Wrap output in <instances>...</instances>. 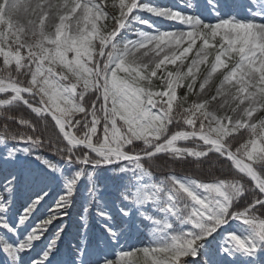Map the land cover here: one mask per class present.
Instances as JSON below:
<instances>
[{"label":"snow or ice","instance_id":"snow-or-ice-1","mask_svg":"<svg viewBox=\"0 0 264 264\" xmlns=\"http://www.w3.org/2000/svg\"><path fill=\"white\" fill-rule=\"evenodd\" d=\"M0 264H264V0H0Z\"/></svg>","mask_w":264,"mask_h":264},{"label":"rangeland","instance_id":"rangeland-1","mask_svg":"<svg viewBox=\"0 0 264 264\" xmlns=\"http://www.w3.org/2000/svg\"><path fill=\"white\" fill-rule=\"evenodd\" d=\"M161 2H163V3H170L171 0H161Z\"/></svg>","mask_w":264,"mask_h":264}]
</instances>
